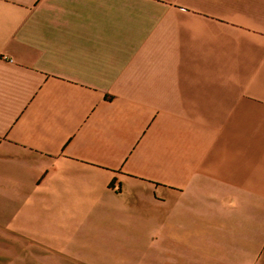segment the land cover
I'll return each mask as SVG.
<instances>
[{"label":"crops","instance_id":"0c3cea01","mask_svg":"<svg viewBox=\"0 0 264 264\" xmlns=\"http://www.w3.org/2000/svg\"><path fill=\"white\" fill-rule=\"evenodd\" d=\"M160 228L164 264H264V0H0V255Z\"/></svg>","mask_w":264,"mask_h":264},{"label":"rangeland","instance_id":"374dc122","mask_svg":"<svg viewBox=\"0 0 264 264\" xmlns=\"http://www.w3.org/2000/svg\"><path fill=\"white\" fill-rule=\"evenodd\" d=\"M157 231V230H156ZM155 241L150 245L154 247V250L146 252L145 250L136 253L131 258H83V259H67V258H51L56 254L50 252L39 253V255L46 256L45 258H27V259H10L0 255V264H164L165 248L163 236L160 232L155 234Z\"/></svg>","mask_w":264,"mask_h":264}]
</instances>
